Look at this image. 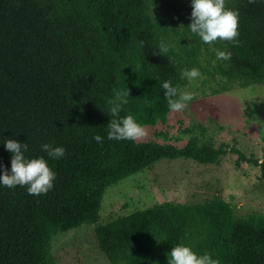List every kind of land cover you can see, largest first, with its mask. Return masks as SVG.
Listing matches in <instances>:
<instances>
[{
    "label": "trees",
    "instance_id": "trees-1",
    "mask_svg": "<svg viewBox=\"0 0 264 264\" xmlns=\"http://www.w3.org/2000/svg\"><path fill=\"white\" fill-rule=\"evenodd\" d=\"M225 4L240 14L238 45L194 36L191 0H0V172L11 167L2 144L10 138L56 172L46 195L0 187V264H57L54 237L83 225L94 227L111 264H168L178 244L220 264H264V215H238L222 196L101 219L108 188L163 160L210 165L229 154L258 167L264 180V160L205 135L192 132L182 147L106 138L114 90L130 92L120 116L156 126L171 112L161 83L188 91L183 70L199 69L197 80L214 95L264 83V2ZM217 50L231 59L217 60ZM45 143L64 147L65 156L49 158Z\"/></svg>",
    "mask_w": 264,
    "mask_h": 264
},
{
    "label": "rangeland",
    "instance_id": "rangeland-1",
    "mask_svg": "<svg viewBox=\"0 0 264 264\" xmlns=\"http://www.w3.org/2000/svg\"><path fill=\"white\" fill-rule=\"evenodd\" d=\"M194 100L182 112H170L165 123L144 126L155 140L184 146L192 132L212 138L217 146L239 149L247 158L264 160V83L211 94L201 80L190 82ZM222 196L238 215H264V180L248 160L239 164L231 155L219 163L202 165L193 161L163 160L108 188L101 219L123 216L163 202H197ZM57 264H111L100 252L94 227L83 225L59 233L53 239Z\"/></svg>",
    "mask_w": 264,
    "mask_h": 264
},
{
    "label": "clouds",
    "instance_id": "clouds-1",
    "mask_svg": "<svg viewBox=\"0 0 264 264\" xmlns=\"http://www.w3.org/2000/svg\"><path fill=\"white\" fill-rule=\"evenodd\" d=\"M257 0H249L256 3ZM264 2V0H261ZM191 23L187 27L190 32L198 37L204 44L211 45L218 39L238 45L239 40V18L237 10L226 7L225 0H191ZM168 52V46L161 41L159 43V54ZM157 54V53H153ZM216 59L227 61L231 59V52L216 51ZM181 79L189 82L202 78V73L197 68L186 69L180 73ZM164 90V99L167 101L168 110L171 112L184 111L194 100V93L182 91L173 86L171 81L165 80L161 83ZM129 89L114 90L113 97L108 101L111 119L107 125L108 140L137 141L147 135L145 127L132 115L120 116L123 106L129 103ZM97 144L102 145L104 137L97 134L93 137ZM6 151L11 154L10 170L0 172V187L14 189L17 186L26 188L28 195H46L54 188L56 172L49 166L44 157L28 158V143H21L14 139H7L3 143ZM41 150L51 159H61L65 156L64 147H53L45 143ZM168 255V264H220L218 259H213L211 254L205 252L198 254L185 244L174 246Z\"/></svg>",
    "mask_w": 264,
    "mask_h": 264
}]
</instances>
